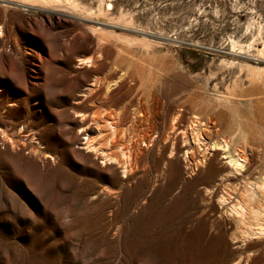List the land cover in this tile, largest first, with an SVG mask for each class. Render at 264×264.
<instances>
[{
  "label": "rangeland",
  "instance_id": "rangeland-1",
  "mask_svg": "<svg viewBox=\"0 0 264 264\" xmlns=\"http://www.w3.org/2000/svg\"><path fill=\"white\" fill-rule=\"evenodd\" d=\"M72 1L0 0V264H264L228 212L264 175V0Z\"/></svg>",
  "mask_w": 264,
  "mask_h": 264
},
{
  "label": "bare ground",
  "instance_id": "bare-ground-1",
  "mask_svg": "<svg viewBox=\"0 0 264 264\" xmlns=\"http://www.w3.org/2000/svg\"><path fill=\"white\" fill-rule=\"evenodd\" d=\"M21 1L26 6L33 7L35 5H38L40 9H47L48 8L47 6H52L50 8L54 12H61V14H64V11L63 10H57V9H61V8H65V7L61 6L59 4H61V3L68 4V2H69V0H20V2ZM75 8H77V4L74 1H72L70 9L71 10L74 9V11H76ZM108 8H110V5H108ZM82 9H84V8H82ZM65 11H67V10H65ZM71 12H73V11H71ZM98 12H99V10H98ZM73 13H71V14L74 16ZM89 14H92V13H89ZM97 15L101 16L100 12ZM75 18L81 19V20L82 19H84V20L87 19L88 20V19L92 18V15H91L90 18H85V16L84 17H80L78 15ZM109 20L110 19H108V21L107 20L100 21V20L97 19L94 22L97 25H100L102 27H112V22L109 21ZM96 28L90 27L89 30H91V32H92L91 34L95 35L94 38L96 40V44L99 45L101 43H104V41L106 42L109 37H107L104 33H101L99 31L101 29H96ZM111 36L113 37V34ZM114 37L117 40L121 39V40H123L125 42H127L129 40L128 39L126 41V39L124 37H120L119 35L118 36L114 35ZM77 61H78V65L79 66L83 65V66L91 67V65L93 63V60L90 59V58H80ZM97 83H98V80H93V82L89 85V87L85 88L84 89L85 91L83 93H81L79 96L83 97V98L89 97L91 95V93L99 86ZM109 89L110 88L108 86H106L105 91L108 92ZM82 121H84V120L80 119L78 122L82 123ZM90 121H91V124L95 126L93 132H96L97 135L92 136V137L84 135V137H86V138L85 139H83V138L80 139V141H79L80 142L79 149L80 150H85L86 152H91V153H93L96 156L99 155V158L101 159V162H100L101 164H118V165H120V161L118 160V158L106 153L105 151H103L102 149H100L97 146L99 138H100V134H101V127H99V124H98V121H97L96 118H91ZM105 126L108 127V129L110 130V132L112 134L115 133V127H114V124L112 122L106 121V125ZM88 128H90V127H88ZM80 132L87 133L86 129H81ZM190 139H191V141H189V143L192 146L197 145V144L199 145L203 141V139H201V136H200L198 131H196V133ZM207 148H208L209 151H212V152H217V151H221L222 152V155L224 156L223 159L225 160V164L228 166L229 173L231 175L240 176V175H242L243 172H245L244 170H245V164L246 163H245L244 159L239 156V154L241 152H239V150H237L235 148H232L231 145L229 144V142H226V141L209 142V145H208ZM190 152H191L190 150L189 151L186 150L184 152L185 153V161L188 158V156H189L188 154ZM122 156H123V158L125 160L126 159V155L123 153ZM46 157H49V156L46 155ZM120 168H121V173H123V177H125L126 172H128L127 171V165L125 163H123V164L121 163ZM250 190L251 191H249V192H247V191L244 192V195L242 197L236 199L228 207L229 214H231L235 218L236 222L241 223V224H247L248 220H253L255 222V224L252 225L253 226L252 229H249L247 227L244 229L243 234L246 236V238H250V237H253V236H257V235L259 236L264 231L263 225L259 223V222L264 221V175L258 179V183H256L253 187H251ZM259 192L261 193V195L259 196L260 198L257 197V194ZM221 201L223 203H225V202H227V198L221 197ZM255 202H258L259 205L258 206H254L253 203H255ZM247 226L249 227L250 224H247Z\"/></svg>",
  "mask_w": 264,
  "mask_h": 264
}]
</instances>
